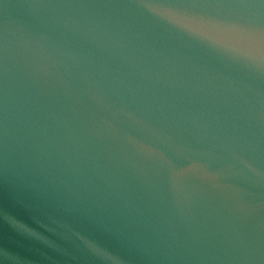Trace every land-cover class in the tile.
Instances as JSON below:
<instances>
[{"label":"water","instance_id":"obj_1","mask_svg":"<svg viewBox=\"0 0 264 264\" xmlns=\"http://www.w3.org/2000/svg\"><path fill=\"white\" fill-rule=\"evenodd\" d=\"M0 264H264V0H0Z\"/></svg>","mask_w":264,"mask_h":264}]
</instances>
